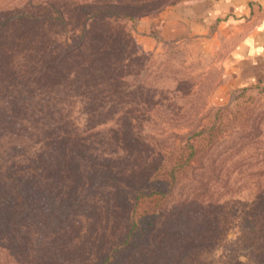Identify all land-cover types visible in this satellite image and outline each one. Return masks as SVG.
<instances>
[{
    "label": "trees",
    "instance_id": "obj_1",
    "mask_svg": "<svg viewBox=\"0 0 264 264\" xmlns=\"http://www.w3.org/2000/svg\"><path fill=\"white\" fill-rule=\"evenodd\" d=\"M118 2L0 0V139L8 143L0 142V264H126L144 246H154L150 259L186 264L197 247L211 246L227 229L234 235L222 249L196 264H264L259 256L240 259L248 245L243 238L264 233V183L255 179L248 202L225 207L237 192L228 187L237 149L218 159L210 155L225 134L252 115L257 98L251 88H243L209 123L170 132L171 143L153 141L144 169L119 166L121 158L106 154L105 136L97 138L100 132L92 130L105 122L96 118L108 112L107 71L122 54L109 47L110 38L119 36L100 28L123 15ZM31 48L39 53L36 58ZM73 97L81 100L84 128L65 113ZM114 113L119 119L124 114L120 107ZM119 121L109 137L120 139L129 153L140 150L141 127ZM263 133L259 123L252 124L242 145H254ZM26 135L30 142L16 143ZM250 167L239 169V178ZM185 181L187 192L176 198ZM166 217L170 227L157 241ZM100 218L107 220L98 229ZM88 219L93 223L86 226ZM86 238L98 240L96 247H88ZM257 241L264 250V235Z\"/></svg>",
    "mask_w": 264,
    "mask_h": 264
},
{
    "label": "rangeland",
    "instance_id": "obj_2",
    "mask_svg": "<svg viewBox=\"0 0 264 264\" xmlns=\"http://www.w3.org/2000/svg\"><path fill=\"white\" fill-rule=\"evenodd\" d=\"M226 1L119 0L116 7L123 15L107 19L100 28L103 32L108 31L119 36L117 41L110 38L109 47L122 54L118 55L120 59L115 58V62L113 60L110 63L107 71L111 76L106 82L107 90L104 92L108 112L106 116L99 115L96 118L105 122L95 123L92 130L100 132L97 138L105 136L106 154L121 158L119 166L141 165L139 167L144 169L150 163L149 154L153 150V141L160 144L171 143L175 138L170 132L184 133L190 128L209 123L218 109L233 105L237 101V96L243 88H251L257 98L252 115L246 123L232 128L225 134L210 154L212 158L218 159L230 148L237 149L231 160L238 165L232 174L228 173V177H231L228 187L232 185L237 192L225 200V207L228 208L234 203L248 202L247 197L255 179L264 183V133L258 134L257 143L254 145H242L247 141L246 135L252 124L259 123L264 131V82L238 86L232 81L228 71V54L237 40V29L227 22L228 15H212L210 21L204 20L205 15L214 10L217 4ZM44 48L48 49L49 45ZM92 49L91 45L87 48ZM30 50L32 57L36 58L39 54L36 53V48L28 49ZM18 58L19 55L15 56L13 62ZM80 58L81 56L77 57ZM117 74L119 76L115 77ZM35 87L41 88L39 84ZM116 107H120L124 112L120 119L114 113ZM65 113L79 128L85 127L86 116L82 112L79 98L73 97L70 103H67ZM119 120L124 123L133 122L138 128L141 127L144 135L137 144L140 150L133 149L132 153H129V148L121 145L120 139L109 137L112 134L111 129L116 128ZM149 134L154 135V138H150ZM6 140L7 138H1L0 142L5 145ZM29 140L31 138L27 135L20 136L16 143L30 142ZM6 145L8 146V143ZM249 165L251 169L243 172L247 176L242 180L238 171ZM260 172L262 173L259 174ZM189 184V181L183 182L175 197L184 196ZM241 184L246 188L239 189ZM108 217L113 220L112 214ZM105 219L107 220H98V229L103 226ZM220 222L226 224L227 220L222 218ZM90 223L93 221L84 220L86 226ZM169 224L167 217L162 219L156 230L157 241L168 230ZM233 235V231L227 229L220 240L211 246L197 247L196 252L187 257L186 264H196L197 259L203 255L208 258L215 256L222 249L221 245ZM263 235L260 230L247 239L243 238L248 245L240 250L242 261L252 258L254 260L259 256L264 262L263 246H259V241L256 242V239L262 238ZM97 241L93 238L87 239L86 245L95 248ZM252 242L253 246H249ZM256 245L257 247L253 248ZM155 252L154 246L141 247L126 264H164L160 257L150 259ZM85 253L87 254V251H84Z\"/></svg>",
    "mask_w": 264,
    "mask_h": 264
},
{
    "label": "crops",
    "instance_id": "obj_3",
    "mask_svg": "<svg viewBox=\"0 0 264 264\" xmlns=\"http://www.w3.org/2000/svg\"><path fill=\"white\" fill-rule=\"evenodd\" d=\"M212 15H228L227 22L237 29V40L228 54L234 85L264 82V0H227L209 11L205 22Z\"/></svg>",
    "mask_w": 264,
    "mask_h": 264
}]
</instances>
